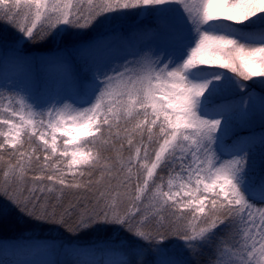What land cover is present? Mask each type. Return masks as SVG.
<instances>
[{
	"label": "snow or ice",
	"instance_id": "obj_1",
	"mask_svg": "<svg viewBox=\"0 0 264 264\" xmlns=\"http://www.w3.org/2000/svg\"><path fill=\"white\" fill-rule=\"evenodd\" d=\"M123 10L155 16L148 44L97 58L64 43ZM37 60L63 69L55 94L0 85V224L15 212L95 241L12 264H264V0H0V66ZM257 118L259 166L254 138L224 142Z\"/></svg>",
	"mask_w": 264,
	"mask_h": 264
},
{
	"label": "trees",
	"instance_id": "obj_2",
	"mask_svg": "<svg viewBox=\"0 0 264 264\" xmlns=\"http://www.w3.org/2000/svg\"><path fill=\"white\" fill-rule=\"evenodd\" d=\"M156 19L152 17L140 24L135 23L134 25L127 26L128 24L120 23L119 26H111L106 30L102 31L101 34H97L93 38H89L84 43L78 42L74 44H94L95 47L88 49L89 56H95L97 58H102L108 55L111 51H118L119 49L128 48V49H137L141 45L150 42L151 37L148 35L147 30L155 26ZM72 45V44H69ZM54 45L46 44L42 46H35L31 44H25L24 50L25 53H30L32 56L39 57L45 56L50 57L55 54ZM129 52V51H128ZM12 66V65H9ZM56 69H61L58 66H47L36 64L32 68L30 78H27L21 82L22 77L28 72L27 70L16 67L15 70H11L10 78L11 81H19L22 86L26 85L30 87L35 95L40 99H47L49 95L55 93L56 88L52 86L50 92L45 89V86H48L51 80V73L56 71ZM75 70V69H74ZM35 79H34V78ZM5 77H3V80ZM76 193H67L65 196V203L68 200H74ZM19 221V223H17ZM13 223L15 226H10ZM6 226L0 224V260L5 258L12 259H21L29 260L35 259L37 256H57L58 253L63 252V250L69 249L73 246L82 245L86 243H91L95 241L94 237L77 238L76 235L67 232L63 227L54 225L51 223L43 224L38 226V222L21 220L17 218L15 212L11 213ZM50 225L57 228L56 230L49 228ZM22 226V228L20 227ZM15 244H38V245H55L57 248V253L49 254H40V255H14L11 246ZM7 247L8 251L5 253L4 248ZM174 250L175 254L176 246L170 247ZM148 260H152L153 257L148 255L145 257ZM5 261V260H4ZM12 264V263H11Z\"/></svg>",
	"mask_w": 264,
	"mask_h": 264
},
{
	"label": "rangeland",
	"instance_id": "obj_3",
	"mask_svg": "<svg viewBox=\"0 0 264 264\" xmlns=\"http://www.w3.org/2000/svg\"><path fill=\"white\" fill-rule=\"evenodd\" d=\"M123 11H125L129 14L128 15H122V16L110 17L109 21L104 26H102L101 28L93 29L90 32H86L84 35H77L75 33L68 34L64 37V43H66V44H74V43H78V42L84 43L87 40H89V38H93L97 34H101L102 31L106 30L107 28H109L111 26H114V25L119 26L120 23L128 24L127 26H131V25H134L135 23L140 24V23H142L148 19H151L152 17H155L152 14H142L140 10H123ZM148 43L141 45V47L148 44ZM135 50L136 49H128V48L123 49V48H121L118 51H120L121 54H123L125 52H128V51L132 52ZM144 51H148V48L144 47ZM39 57H45V56H39ZM128 59H132V57L129 56ZM37 62H38V64H41L39 62V60H37ZM15 69H16V67L9 66L7 73H5V70L3 69V67L0 66V85H3L5 83V79L3 80V77H5V75H7V77H8L7 83L11 84L13 82H16V83L21 84V82H23L27 78H30L31 74L33 75V73H34V72H31L32 71V69H31V71L26 72V74L22 77L21 82L16 81V80L11 81V80H9L10 72H11V70H15ZM85 71H86V68H85L84 60L77 58L73 62L72 72L83 75ZM254 79H259V78H254ZM62 81H63V69H56V71L54 73L52 71L50 83L48 86H45V89L48 90V92H50V90L52 89V86H54L56 88V91H55V93H56L59 90V88L62 84ZM246 83H251V82H246ZM254 87L258 93L260 91L259 86L254 85ZM234 99L239 101L240 97L236 96V97H234ZM261 133H262V129L260 127L258 118L253 123H243V122L236 120L233 122V126H232L228 136L225 138L224 142L226 145H230L233 143V141H235L237 139V137H240L241 139H248L250 137L254 138L255 144H254L253 151L255 154L256 164H257V166H259L260 160H261V150H260V142H259ZM224 158L227 159L228 157H224ZM17 223H19V221H17ZM2 225L6 226L8 224L3 223ZM15 225L13 223H11L10 226H15ZM20 227L22 228V226H20ZM49 228H52L54 230L57 229V228L53 227V225H50ZM174 246L175 245H173L171 247H174ZM170 251L173 252L174 250L170 249ZM177 258L187 259L188 257L185 256V257H177ZM42 259H53V260L58 259L60 261H67V260L72 259V257L66 256L63 254V252H61V253H58L57 256H53V257L52 256H46V255L45 256H37L35 259H29L28 261L39 262ZM4 260H5L6 264H11L13 262L12 259H9V258H5Z\"/></svg>",
	"mask_w": 264,
	"mask_h": 264
}]
</instances>
